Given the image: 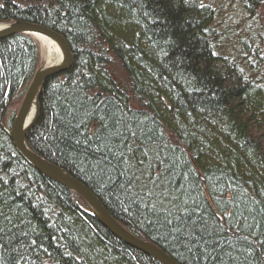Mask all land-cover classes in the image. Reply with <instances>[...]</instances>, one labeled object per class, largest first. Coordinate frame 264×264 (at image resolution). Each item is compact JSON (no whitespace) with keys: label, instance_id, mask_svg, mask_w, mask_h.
Returning <instances> with one entry per match:
<instances>
[{"label":"trees","instance_id":"1","mask_svg":"<svg viewBox=\"0 0 264 264\" xmlns=\"http://www.w3.org/2000/svg\"><path fill=\"white\" fill-rule=\"evenodd\" d=\"M262 15L264 0H0V20L72 52L26 144L178 264H264ZM35 58L32 38L0 39V264H159L16 151L1 109Z\"/></svg>","mask_w":264,"mask_h":264},{"label":"water","instance_id":"2","mask_svg":"<svg viewBox=\"0 0 264 264\" xmlns=\"http://www.w3.org/2000/svg\"><path fill=\"white\" fill-rule=\"evenodd\" d=\"M14 34H31L53 42L57 46L60 54L59 60L52 65L48 67H40L35 70L28 83L16 117L8 131L16 151L25 157L26 161L39 173L58 184L66 186L68 189L78 194L91 208L92 211L90 214L95 219L104 225L110 232L114 231L121 237H124L127 232L122 230L109 217V214L107 213V215L103 209H101L102 206L91 191L85 189L83 187L84 185L74 177L70 176L66 170L41 158L40 155L30 150L25 143V135L34 124L38 115L39 93L44 80L54 73L67 70L72 64V55L68 44L59 33L44 27L41 24L19 20H7L0 24V39ZM128 239L129 240L123 241L129 243L132 247L153 256V258L158 260L161 264H177L174 259L149 242L137 240L133 237Z\"/></svg>","mask_w":264,"mask_h":264},{"label":"bare ground","instance_id":"3","mask_svg":"<svg viewBox=\"0 0 264 264\" xmlns=\"http://www.w3.org/2000/svg\"><path fill=\"white\" fill-rule=\"evenodd\" d=\"M40 1V0H39ZM45 1V0H44ZM44 27H47L48 28V26H45V25H43ZM50 29V28H49ZM62 36V35H61ZM38 37V36H37ZM63 38H64V40L66 41V43L68 44V47H69V49H70V53H71V55H72V52H71V48H70V45H69V42L67 41V39L64 37V36H62ZM36 38V37H35ZM36 40L41 44V46H43L44 47V49L46 50V60L48 61V62H52L53 60H52V58H51V53L54 51V52H56L57 50H58V48H57V46L53 43V42H50V41H48V40H46V39H42V38H40V37H38V39L36 38ZM59 60V59H58ZM57 61V60H56ZM54 63V62H53ZM34 68H35V65H34ZM60 72H63V71H60ZM18 98L17 97H14L13 98V100H10L9 101V103H7V105H6V108L3 106L2 107V109H1V111L4 113V116H7V114H9L8 113V109L12 106V105H14L15 104V100H17ZM22 99H23V97H22ZM21 102H22V100H20ZM21 102H20V104H21ZM20 106V105H19ZM19 106H18V108H17V111H18V109H19ZM17 111H16V114H17ZM16 114L14 113L13 115H11V118H10V121H9V123H10V125H8V128H7V131H6V133H7V135H8V137L11 139V137H10V135H9V130H10V128H11V125H12V123H13V121H14V119H15V117H16ZM25 137H26V135H25ZM25 139V138H24ZM25 143H26V141H25ZM27 145V144H26ZM28 146V145H27ZM19 153V152H18ZM20 154V153H19ZM21 155V154H20ZM22 156V155H21ZM22 158L26 161V159H25V157H23L22 156ZM49 162V161H48ZM49 163H51V162H49ZM52 164V163H51ZM54 165V164H53ZM32 166V165H31ZM33 167V166H32ZM34 168V167H33ZM35 169V168H34ZM70 175V174H69ZM71 176V175H70ZM61 185V184H60ZM84 185V184H83ZM63 186V185H62ZM64 187V189H68L66 186H63ZM85 189H87V190H89L90 191V188L88 187V186H83ZM69 191H71V192H73L72 190H70V189H68ZM68 192V191H67ZM69 193V192H68ZM93 194V193H92ZM94 195V194H93ZM95 196V195H94ZM96 197V196H95ZM97 198V197H96ZM97 200H98V202L100 203V205L102 206V208L101 209H103V211L107 214H109V217L122 229V230H124L125 232H127V233H125V235H124V237L122 236H120L119 234H117L116 232H114V231H111V233L116 237V238H118L119 240H121V241H123V240H129L128 238H135V239H137V240H141V241H145V240H147V239H144V238H141V237H139V236H141L142 234L139 232V231H137L136 229H135V231H130L126 226H124V225H122L120 222H118L116 219H118L115 215H112V213L108 210V207L104 204H102L100 201H99V199L97 198ZM45 205H42L41 204V207H44ZM87 213H91V208L88 206V208H87ZM107 214V215H108ZM91 215V214H90ZM112 215V216H111ZM116 219H115V218ZM119 220V219H118ZM136 234H135V233ZM139 235V236H138ZM124 242V241H123ZM146 242H148V241H146ZM124 243H126V244H128L129 245V243H127V242H124ZM150 244H152V245H154L155 247H157L154 243H151V242H149ZM131 246V245H130ZM158 248V247H157ZM159 249H161L160 247H159ZM162 250V249H161ZM141 252H143V251H141ZM163 252H165L164 250H163ZM144 254H146L147 256H149L150 258H152V259H154L155 261H157L159 264H161L158 260H156L155 258H153V256H150L148 253H145V252H143ZM167 254V253H166ZM168 256H170L172 259H174V261L178 264V261L174 258V256H172V255H169V254H167Z\"/></svg>","mask_w":264,"mask_h":264},{"label":"rangeland","instance_id":"4","mask_svg":"<svg viewBox=\"0 0 264 264\" xmlns=\"http://www.w3.org/2000/svg\"><path fill=\"white\" fill-rule=\"evenodd\" d=\"M31 1H36V0H16V2H18L19 4H30L31 3ZM262 17H264V15H262ZM25 36H28V37H30V38H32V40L34 41V46H35V48H36V60H35V68H33V70H32V75H33V73L35 72V70H37L38 68H40V67H48V66H50V65H52L53 64V62L55 63L56 62V60H58L59 59V56H60V54H59V52H58V50L56 51V52H52L51 53V58H52V62H48L47 60H46V50L44 49V47L43 46H41V44L36 40V38L38 39V37H34V35H25ZM32 75L30 76V78H29V80L26 82L27 84H26V86L23 88V90H22V94H21V96L17 99V100H15V104L14 105H12L7 111H8V113L9 114H7V116H4V118L6 119V124L7 125H10V123H9V118H11V115H13L14 113L16 114V111H17V108H18V106L20 105V100H22V97L24 96V93H25V90H26V88H27V86H28V83L30 82V80H31V77H32ZM84 201V200H83ZM85 202V201H84ZM85 204H86V202H85ZM87 205V204H86ZM88 206V205H87Z\"/></svg>","mask_w":264,"mask_h":264}]
</instances>
